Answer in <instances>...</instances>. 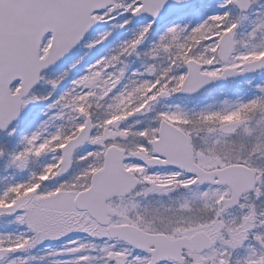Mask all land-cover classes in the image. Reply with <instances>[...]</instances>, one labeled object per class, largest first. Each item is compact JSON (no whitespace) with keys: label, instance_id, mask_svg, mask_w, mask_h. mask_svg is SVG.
Returning a JSON list of instances; mask_svg holds the SVG:
<instances>
[{"label":"snow or ice","instance_id":"1","mask_svg":"<svg viewBox=\"0 0 264 264\" xmlns=\"http://www.w3.org/2000/svg\"><path fill=\"white\" fill-rule=\"evenodd\" d=\"M0 264H264V0H0Z\"/></svg>","mask_w":264,"mask_h":264}]
</instances>
